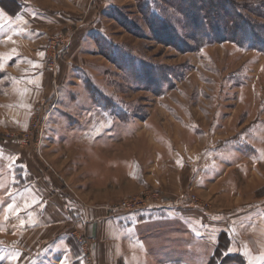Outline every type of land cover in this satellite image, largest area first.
<instances>
[{"label":"rangeland","instance_id":"rangeland-1","mask_svg":"<svg viewBox=\"0 0 264 264\" xmlns=\"http://www.w3.org/2000/svg\"><path fill=\"white\" fill-rule=\"evenodd\" d=\"M169 1L0 0V264H99L101 207L184 218L145 264H264V0H231L259 31L242 45L194 40Z\"/></svg>","mask_w":264,"mask_h":264},{"label":"crops","instance_id":"crops-1","mask_svg":"<svg viewBox=\"0 0 264 264\" xmlns=\"http://www.w3.org/2000/svg\"><path fill=\"white\" fill-rule=\"evenodd\" d=\"M147 181L149 180L147 179ZM137 183L135 181L134 185L139 186ZM56 198L59 197L55 194L53 199L57 202ZM36 201L38 204H35L34 207L52 205L48 201H43V198L36 199ZM24 203L25 201H23V207H25ZM175 214L150 210L114 214L107 212L104 207L98 208L96 212L86 213L85 222L90 224L94 221L96 223V226L89 231V235L94 239L95 260L99 264H145L140 260V256H143L144 253V239H150L156 245L160 240L158 235L163 232L162 225L172 223L177 228L184 226V218ZM149 229L158 233L157 237L148 235L150 234L148 233ZM167 252L173 254L171 251ZM149 261L154 262L153 259H149ZM167 263L169 264V262ZM155 264L157 263L155 262Z\"/></svg>","mask_w":264,"mask_h":264},{"label":"trees","instance_id":"trees-1","mask_svg":"<svg viewBox=\"0 0 264 264\" xmlns=\"http://www.w3.org/2000/svg\"><path fill=\"white\" fill-rule=\"evenodd\" d=\"M175 1L176 0H170L169 2L173 4ZM183 2H186V6L188 5L191 7L190 9L185 8L186 12L189 11L185 17L188 21V26L194 28L190 33L194 40L210 39L212 36V41L217 43L226 40L238 42L241 45L249 42L254 44L259 42V31H256L258 27L254 26L253 23H250L251 21L247 16L240 13V8L233 1L184 0ZM210 2L215 3V6L210 7L208 5ZM140 10L144 15V9L140 8ZM148 24L156 40L163 41L172 46L179 42L176 30L165 20L152 16L148 19ZM207 24L214 36L208 31L206 27ZM166 37L168 38L167 41L162 40Z\"/></svg>","mask_w":264,"mask_h":264},{"label":"built area","instance_id":"built-area-1","mask_svg":"<svg viewBox=\"0 0 264 264\" xmlns=\"http://www.w3.org/2000/svg\"><path fill=\"white\" fill-rule=\"evenodd\" d=\"M36 143L37 144H40L41 143V139H36ZM145 204H138L135 203L134 201L132 200H129V201H124L120 206H116L114 210H119V209H122V210H125V211H132V210H135L141 206H144ZM78 243L80 245H82V251L84 253V255H89L88 252H87V248L89 247V242L87 241V239L84 238V236H81V237H78V236H75Z\"/></svg>","mask_w":264,"mask_h":264}]
</instances>
